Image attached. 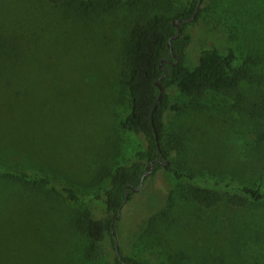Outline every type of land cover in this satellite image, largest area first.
I'll list each match as a JSON object with an SVG mask.
<instances>
[{
    "label": "rangeland",
    "instance_id": "obj_1",
    "mask_svg": "<svg viewBox=\"0 0 264 264\" xmlns=\"http://www.w3.org/2000/svg\"><path fill=\"white\" fill-rule=\"evenodd\" d=\"M133 1L80 20L44 0H0V38L8 43L0 51V264L110 263L109 239L103 256L85 260L87 240L73 218L84 207L103 217L100 175L142 159L145 149L142 136L120 126L129 107L120 83L124 44L138 16H172L188 0ZM189 31L190 67L205 49L233 47L246 77L233 91L201 98L170 90L182 111L168 113L167 137L183 145L168 157L171 167L202 186L232 175L233 189L264 192V123L255 112L264 94V0H204ZM4 170L47 177L79 199ZM184 182L161 168L134 192L116 226L123 253L145 264H264V206L206 209L182 195ZM153 192L162 197L158 206L148 201ZM167 196L173 205L165 215Z\"/></svg>",
    "mask_w": 264,
    "mask_h": 264
},
{
    "label": "trees",
    "instance_id": "obj_2",
    "mask_svg": "<svg viewBox=\"0 0 264 264\" xmlns=\"http://www.w3.org/2000/svg\"><path fill=\"white\" fill-rule=\"evenodd\" d=\"M44 1L51 7L62 9L66 16L80 20L111 16L121 8L136 4L133 0ZM199 1L188 0L185 6L172 16L164 13L138 16L129 28L120 71V83L128 94L129 107L120 121V126L129 134L142 136L145 140V149L142 152V159L119 164L100 175V179L106 182L103 190L105 205L103 217H95L92 210L87 207L75 212L74 227L87 240L83 254L87 262L104 255V244L109 239L114 250V255L109 258V264H145L142 260L125 255L119 244L120 256L117 254L113 232L116 235L119 218L115 219V217L117 215L120 217L126 202L136 192L133 188H138L141 184L143 186L148 177L161 168L172 170L178 180H186L182 183L180 192L203 208L213 209L222 203L236 208L264 206V192L258 187L244 185L233 189L232 175L218 180L216 187L202 186L193 181L195 179L193 175L174 170L171 167L172 160L168 159L172 151H183V145H180L179 139L167 137L168 113L182 111V107L172 102L170 90L177 89L188 97L201 98L209 92L233 91L246 77L245 69L235 66L237 55L233 47H228L224 52L218 48L205 49L197 64L195 63L193 67L187 64L189 62L186 50L191 42L189 27L198 21L200 7L195 16L194 14ZM202 2L204 0H201ZM189 18L191 20L187 21ZM174 19L181 21V34L178 38H173L177 34V27L173 24ZM7 49L8 43L0 38V51L6 52ZM157 82L163 89L160 100H158L160 89ZM156 103L157 106L153 112ZM255 112L264 123V94ZM258 136L260 141H264L263 129ZM173 141L175 145L170 144ZM160 161L167 164L163 165ZM151 162H153L152 170L147 175ZM1 175L35 187L49 185L52 193L64 195L69 200L79 199L73 189L58 188L52 185L47 177H31L22 171L9 170H4ZM166 198L168 202L165 215L173 205L169 197ZM148 201L152 206H158L162 197L158 192H153L148 196Z\"/></svg>",
    "mask_w": 264,
    "mask_h": 264
},
{
    "label": "water",
    "instance_id": "obj_3",
    "mask_svg": "<svg viewBox=\"0 0 264 264\" xmlns=\"http://www.w3.org/2000/svg\"><path fill=\"white\" fill-rule=\"evenodd\" d=\"M200 3H201V0L199 1V4H198V6H197V8H196V12H195V14H194V16L196 15V13H197V11H198V8L200 7ZM191 20V18H189V19H187V21H190ZM180 20H178V19H174L173 20V24L177 27V34L173 37V38H178L179 36H180V34H181V26H180ZM169 45H170V42L168 43ZM174 55V54H173ZM174 57H176L175 55H174ZM157 84H158V86H159V89H160V93H159V97H158V100H160V98H161V96H162V93H163V89H162V86L157 82ZM156 106H157V103L155 104V106H154V108H153V112L155 111V109H156ZM160 163L161 164H163V165H165V164H167V162H163V161H160ZM152 165H153V162H151L150 164H149V171L146 173L147 175L150 173V171L152 170ZM142 187V184L138 187V188H133V190L134 191H138L140 188ZM119 218V215H117L116 217H115V219H118ZM113 235L115 236V239H116V252H117V254L120 256V254H119V246H118V243H117V238H116V235H115V233L113 232Z\"/></svg>",
    "mask_w": 264,
    "mask_h": 264
}]
</instances>
